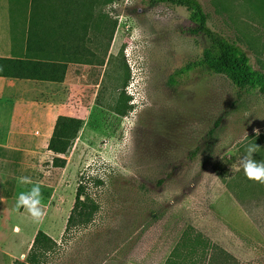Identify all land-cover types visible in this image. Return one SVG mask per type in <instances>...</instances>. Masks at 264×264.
<instances>
[{
    "label": "rangeland",
    "instance_id": "rangeland-1",
    "mask_svg": "<svg viewBox=\"0 0 264 264\" xmlns=\"http://www.w3.org/2000/svg\"><path fill=\"white\" fill-rule=\"evenodd\" d=\"M198 1L209 28L259 69L264 0ZM97 8L117 24L109 44L100 35L84 43L93 58L67 64L60 108L83 125L66 165L53 167L50 152L0 154V264L25 260L39 231L54 242L42 264H205L217 248L230 256L225 264H264V185L237 163L250 144L264 161V93L185 70L206 44L183 33L184 8L144 0ZM120 100L130 107L124 116L113 110ZM22 176L40 183L39 223L16 208L31 187ZM78 186L99 209L89 223L68 224Z\"/></svg>",
    "mask_w": 264,
    "mask_h": 264
},
{
    "label": "trees",
    "instance_id": "trees-1",
    "mask_svg": "<svg viewBox=\"0 0 264 264\" xmlns=\"http://www.w3.org/2000/svg\"><path fill=\"white\" fill-rule=\"evenodd\" d=\"M116 0H80L71 1L74 7L80 9V13L72 15L69 33L65 35L71 42L70 49H55L46 54L37 55V52L26 51L25 59L18 60V78L34 79L51 82H63L66 67L69 63L88 62L94 54L84 46L86 41L94 40L98 35L102 41L110 43L116 28V21L107 14L100 13L98 6L114 3ZM148 6L167 4L184 8L188 12V25L182 29L183 33L193 38H201L206 47L201 59L190 63L186 71L201 68L216 75L225 76L236 88L240 90H258L264 93V64L259 69H254L246 52L237 44L227 40L208 26V17L198 0H144ZM94 7L97 8L95 12ZM89 28L92 29L89 32ZM89 36V37H88ZM107 51V48L103 49ZM122 84V83H121ZM128 100H120L113 110L119 115H126L129 110ZM83 122L79 118L58 116L49 139L47 150L56 155H65L77 139ZM66 159L55 156L52 166L63 168ZM99 209L92 201L82 186H78L74 205L68 218V224L78 222L89 223L93 215ZM54 246L53 240L44 232L36 233L32 245L25 260H15L12 264H42L46 253ZM230 259L225 251L213 249L207 254L205 264H225ZM168 264L173 261L168 260Z\"/></svg>",
    "mask_w": 264,
    "mask_h": 264
},
{
    "label": "crops",
    "instance_id": "crops-1",
    "mask_svg": "<svg viewBox=\"0 0 264 264\" xmlns=\"http://www.w3.org/2000/svg\"><path fill=\"white\" fill-rule=\"evenodd\" d=\"M71 1L80 0H0V154H45L57 117L77 118L60 108L66 73L63 82L18 78L28 49L45 51L39 56L70 47L69 20L80 13ZM35 127L42 132L31 134Z\"/></svg>",
    "mask_w": 264,
    "mask_h": 264
},
{
    "label": "clouds",
    "instance_id": "clouds-1",
    "mask_svg": "<svg viewBox=\"0 0 264 264\" xmlns=\"http://www.w3.org/2000/svg\"><path fill=\"white\" fill-rule=\"evenodd\" d=\"M259 135V130L256 131ZM259 146L250 144L245 150V155L237 162L239 168H242L248 180L264 185V161L254 159V154ZM237 165H232V171L236 170ZM18 182L21 185H31L27 191H21L16 199V208H23L34 222H41L45 216L42 206V193L39 182H33L30 177H19Z\"/></svg>",
    "mask_w": 264,
    "mask_h": 264
}]
</instances>
